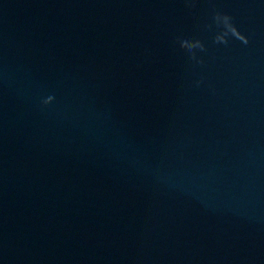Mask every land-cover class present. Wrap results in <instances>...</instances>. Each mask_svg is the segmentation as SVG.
I'll return each instance as SVG.
<instances>
[{
  "label": "water",
  "instance_id": "95a60500",
  "mask_svg": "<svg viewBox=\"0 0 264 264\" xmlns=\"http://www.w3.org/2000/svg\"><path fill=\"white\" fill-rule=\"evenodd\" d=\"M0 264H264V0H0Z\"/></svg>",
  "mask_w": 264,
  "mask_h": 264
},
{
  "label": "clouds",
  "instance_id": "9594fccd",
  "mask_svg": "<svg viewBox=\"0 0 264 264\" xmlns=\"http://www.w3.org/2000/svg\"><path fill=\"white\" fill-rule=\"evenodd\" d=\"M185 7L189 10L195 8L197 0H184ZM213 24L209 25V28L216 29L215 35L213 36V42L216 44H229L231 39L238 40L244 45L249 43V38L242 33L234 23V18L227 12L214 11L212 16ZM179 47L186 52L190 59L196 63H202V60H198V53L204 52L205 45L199 39L183 38L178 40ZM54 100V97L49 95L43 100L44 105H49Z\"/></svg>",
  "mask_w": 264,
  "mask_h": 264
}]
</instances>
